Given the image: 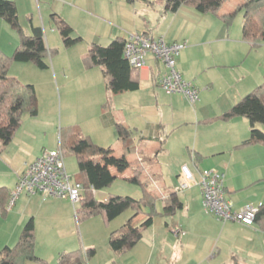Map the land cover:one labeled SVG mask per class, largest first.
I'll return each instance as SVG.
<instances>
[{
  "label": "crops",
  "instance_id": "obj_1",
  "mask_svg": "<svg viewBox=\"0 0 264 264\" xmlns=\"http://www.w3.org/2000/svg\"><path fill=\"white\" fill-rule=\"evenodd\" d=\"M12 1L16 7L18 1ZM77 1L54 0L50 4L55 28L58 30L56 24L60 20L70 27V35L78 38L67 46L81 45L83 38L87 40L82 33L76 35L74 28L79 23L80 11H86L83 6L92 4L94 0ZM241 1L236 0L233 6H227L224 2L216 11H201L186 3L172 11L165 0H143V6L138 4L141 20H134L133 25L127 26L125 30L117 27L113 21L106 22L95 9L90 10L91 17L107 23L108 37L111 36L107 44L98 45L107 46L113 39L126 38L131 33L162 37L166 42H184V47L176 55V69L184 80L198 89V100L189 104L181 94L164 92L156 83L162 73V64L152 55H147L144 66L133 73L138 88L116 94L106 88L109 77L103 73V67L90 65L84 60L90 46L82 56L83 66L70 64V68L65 70L55 68L51 61L53 73L47 71L45 78L49 85H57L60 98L61 92L66 96L77 93L83 95L84 100L87 97L89 102L86 103L89 105L100 104L105 85L103 98L105 94L107 99L110 95V109H113L114 117L110 118V124L100 127V131L105 132L93 133L92 140L99 146L109 144L104 147H111L121 154L123 145L116 135V123H122L133 131L134 146L152 157V163L140 176L150 177L153 182L150 187L155 213L152 223L141 230V237L136 243L123 252H117L109 246L110 234L128 220L138 224L142 214L132 215L128 211L133 209H127L111 220L102 214H95L77 221L76 204H72L69 199L42 197L39 194L30 197L24 193L25 196L19 195L10 209L0 212V227L7 230L0 239V252L4 246L15 244L24 224L30 219L36 236L39 230L38 212L44 207L55 209L66 219L62 223L65 228L59 240L48 248L46 254L40 253L34 238L37 256L41 254L49 262L45 264H55L59 252L76 250L74 247L78 242L83 246V254L89 248L94 249V254L80 264H123L121 258L132 250L137 257L129 264H264V219H258L251 225L217 219L204 209L198 185L199 172L213 170L222 175L224 197L234 209L264 203V144L242 143L250 134V122L246 117H220L260 84L264 75V41L253 46L243 38V9L237 11L241 13L240 18L234 19L236 13L229 24L221 17L236 8ZM7 29L15 28L0 16V33ZM43 38L48 46L44 34ZM74 56L79 55L74 53ZM50 64L48 58L47 68ZM88 121L93 122L90 114L85 122ZM256 127L264 133L263 124L257 123ZM40 151L30 154L18 166H0V187H4L7 194L13 190L26 165ZM182 164L187 165L194 176L186 188L180 187ZM125 173L129 171L124 170L121 174ZM136 185L140 189H137L140 198L143 192L140 185ZM110 190H105L103 199L117 192L135 194L130 193V188L120 189L119 186L112 189L113 192ZM7 202L8 199L4 203L5 207ZM34 204L37 206L33 207ZM165 205L170 206L168 211ZM143 211H148V208L144 207ZM90 223L99 225L101 255L97 254L96 245L85 247L91 245L85 239L88 234L86 225ZM77 230L81 241L75 237ZM42 262L28 260L24 264Z\"/></svg>",
  "mask_w": 264,
  "mask_h": 264
},
{
  "label": "trees",
  "instance_id": "obj_2",
  "mask_svg": "<svg viewBox=\"0 0 264 264\" xmlns=\"http://www.w3.org/2000/svg\"><path fill=\"white\" fill-rule=\"evenodd\" d=\"M226 0H165L166 5L174 11L181 4H191L201 11H216ZM243 9V38L257 45L264 41V0H242L236 8L221 15L226 24L233 16ZM0 16L4 17L18 32L19 42L10 55L0 52V141L10 140L14 129L19 125L23 112L36 114L35 90L29 83H22L15 76L8 75L7 70L12 62L32 61L39 68L48 67L50 50L47 48L42 29L32 27L31 33L23 32L17 19V10L12 0H0ZM58 20V19H56ZM58 21L56 24L62 41L70 45L78 38L71 36L70 27ZM125 38H115L107 46L91 43L89 51L84 56L86 63L101 65L103 73L108 75L106 88L110 93L132 91L138 88V82L133 73L138 69L129 65L123 57ZM157 60V59H156ZM159 62V60H157ZM160 63V62H159ZM159 84V77L156 80ZM161 88V87H160ZM162 89V88H161ZM163 90V89H162ZM164 91V90H163ZM165 92V91H164ZM234 116H244L250 122L249 137L242 143L260 142L264 144V133L256 127L257 123L264 125V75L263 79L251 92L233 104L220 117L228 119ZM116 135L123 145V152L114 153L111 147L96 145L88 135H82L76 126H69L62 134L60 131L58 147L62 154L69 151L77 161L76 181L82 184V198L76 208L77 221L95 214H102L111 220L127 209H133L143 216L138 224L131 220L112 232L109 236V246L117 252H123L141 237V230L152 223L155 209L153 207L152 181L150 177L140 174L152 163V157L138 151L134 146L133 131L122 123H116ZM134 155V161L128 155ZM133 162V164H131ZM117 172L130 169L128 181L140 185L142 197L133 198L130 195L109 194L105 199H96L93 191L109 186L117 177ZM92 187V190L90 189ZM4 187H0V212H4V203L9 199ZM76 203V204H77ZM147 207L148 211H143ZM166 211L170 209L165 205ZM172 207V206H171ZM264 219V203L259 205L254 222ZM253 222V223H254ZM252 223V224H253ZM35 230L33 221L28 220L15 244L4 246L0 252V264H24L26 261H41L34 249ZM84 251H82L83 253ZM94 254V249L85 250L84 254L78 249L61 251L57 254L55 264H80Z\"/></svg>",
  "mask_w": 264,
  "mask_h": 264
},
{
  "label": "rangeland",
  "instance_id": "obj_3",
  "mask_svg": "<svg viewBox=\"0 0 264 264\" xmlns=\"http://www.w3.org/2000/svg\"><path fill=\"white\" fill-rule=\"evenodd\" d=\"M17 1L16 9L19 25L26 34H30L31 24L42 28L44 37L48 44L47 47L50 50L48 58L49 63L51 64L49 68H39L32 61L12 62L7 70L8 75H13L22 83H29L34 86L37 102V113L35 115H30L27 112H23L20 118L19 126L14 129L11 140L6 144L0 141V166H8L9 168L20 165L24 159L29 157L30 154L40 151L43 147H58L60 131L63 134L69 126H76L82 135H88L91 140L93 139V133L105 132L103 130L100 131V127L110 124V118H112V116L114 117V113L112 112L113 109H110V95L108 96V99L106 94L103 98L105 85L103 87V91L101 92L100 104L90 103V105H93L92 107L89 103H86L89 102L87 97H85L84 100L83 95L77 93L66 96L63 92H61L62 98H60L57 85L55 83L54 86L48 84V79L45 78L46 72L49 71L50 74L53 73L51 69V61L54 62L55 68L59 67L65 70L70 68V64H77L78 67L82 64L83 66L82 56L87 52L90 43L94 42L105 45L111 40V36L108 37L109 31L106 29L107 23L91 17V9H95L100 17H104L103 19L106 22L113 21L117 27L125 30L127 26L133 25L134 20H141L142 14L139 11L140 6L138 4L143 6L144 3L142 2L143 0H94L91 2L92 4L83 6L86 8V11L85 13L80 11L78 16L79 23L76 28H74V33L76 35L82 33L85 35L84 37L87 40H84L83 38V41L80 42L81 45L77 43L78 45L72 44V46H67L62 41L58 30L55 28V22L51 17L52 10H50V4L54 0H31V2L30 0ZM77 2H79V0ZM235 2L236 0H226L225 4H227V6H233ZM236 13L237 14L234 19L240 18V11ZM140 15L141 17H138ZM122 34H125V32ZM18 42V33L15 29H7L6 31L2 30L0 33V50L5 54L10 55ZM74 53L79 56H74ZM89 114L91 115L93 122H85L86 117ZM105 129L107 130V128ZM108 145L109 144H105L104 146ZM114 153L116 155L120 154L117 150H114ZM63 157L66 171L69 176H71V180H74V177H77L76 158L74 154L69 151H65ZM134 158L135 157L133 155V157H130V160L134 161ZM131 164H133V162ZM114 171L117 173V177L108 187H104L102 190L99 189L95 192L94 195L96 199H103V197H105L104 192L106 189L108 190L110 188V191L113 192L112 189L117 188L118 186L120 189L130 188V193H135L122 195H130L133 198H138L140 196L137 194V191H140L139 187L128 181L126 178L131 175L130 169L125 170L127 172L129 171V173H125V175L121 174L122 172L119 173L116 170ZM117 193L120 194V192ZM26 195L31 197L35 194ZM20 196L25 195L22 193ZM36 206V204L33 205V207ZM76 207H78V203L76 204ZM40 209L41 210L38 212L37 217L39 230L35 236V246H39L40 253L46 254L48 248L59 240L58 237L63 232V228H65L62 223L66 221V219L61 213L56 212L55 209H44V207ZM73 212L74 211L72 209V215ZM128 212H132V215L140 214L136 213L134 210H129ZM60 219L62 222H60ZM86 226L88 234L85 235V239L86 242L91 243V245H87L85 247H95L94 245H96L95 248L97 254L101 255L102 247L101 234L99 231L100 228H98L99 225L97 226L94 223H90V225ZM17 231L18 230L15 231V236ZM78 231L79 230L75 233V237L77 240L81 241ZM6 232L7 230L5 227H0V239L6 234ZM13 243L14 242L11 244ZM80 244L81 243L78 242L77 246L74 248H78V250L81 251V254H83V246ZM39 257L43 260V264L49 263L46 258L41 256V254ZM135 257L137 256L132 250L131 252L123 255L121 261L123 264H129ZM129 258H131V260Z\"/></svg>",
  "mask_w": 264,
  "mask_h": 264
},
{
  "label": "built area",
  "instance_id": "obj_4",
  "mask_svg": "<svg viewBox=\"0 0 264 264\" xmlns=\"http://www.w3.org/2000/svg\"><path fill=\"white\" fill-rule=\"evenodd\" d=\"M184 45V42H166L162 37L154 38L145 33H131L125 38L123 57L130 66L140 69L145 64L146 56L152 55L162 64V73L159 77L160 87L166 93L181 94L189 104H194L198 100V89L184 80L176 69V55ZM180 174V187H188L194 180L192 170L182 164ZM198 185L204 209L219 220L236 221L244 225H251L254 222L259 205H246L234 209L224 197L221 174L213 170H201ZM90 189L92 190V187ZM22 193L67 198L72 204L79 202L83 195L82 184L75 179L71 180V176L67 173L64 157L59 147L42 149L26 165L10 193L6 208L10 209Z\"/></svg>",
  "mask_w": 264,
  "mask_h": 264
},
{
  "label": "water",
  "instance_id": "obj_5",
  "mask_svg": "<svg viewBox=\"0 0 264 264\" xmlns=\"http://www.w3.org/2000/svg\"><path fill=\"white\" fill-rule=\"evenodd\" d=\"M232 264H240V263H232Z\"/></svg>",
  "mask_w": 264,
  "mask_h": 264
}]
</instances>
